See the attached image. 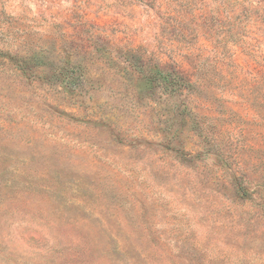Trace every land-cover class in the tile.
Returning a JSON list of instances; mask_svg holds the SVG:
<instances>
[{
	"label": "clouds",
	"instance_id": "clouds-1",
	"mask_svg": "<svg viewBox=\"0 0 264 264\" xmlns=\"http://www.w3.org/2000/svg\"><path fill=\"white\" fill-rule=\"evenodd\" d=\"M26 7L32 11L21 26L10 28L0 20V76L4 80L0 87L5 97L19 92L21 84L30 85L21 94L35 100L53 90L65 96V87H70L73 95L67 99L81 118L71 126L100 134L98 146L92 149L98 159L78 169L87 177L85 187L92 200L79 208L72 205L80 202L73 201L62 209H49L42 247L72 246L73 264H116L109 243L111 228L123 225L122 211L133 205L139 213L136 201L144 199L141 193L150 202L160 189L174 191L184 203L187 214L175 225L184 235L194 226L209 233L218 230L230 202L216 189L221 182L231 181L233 174H250L252 166L238 151L243 139L240 129L222 126L209 114L212 105L198 99L207 90L203 59L195 61V53L209 46L188 44L162 32V21L140 0H93L90 4L85 0H26ZM156 7L169 6L157 0ZM96 8L107 13L105 20H124L119 25L123 32L113 34L105 25L81 33L85 39L78 40L77 33L81 26L87 27ZM130 14L134 19H127ZM188 28L189 39L199 35L195 24ZM3 54L15 58L16 65ZM215 54L210 48L204 53ZM17 65L19 69L27 65V74ZM172 73L183 78L175 87ZM214 91L225 95L222 89ZM186 108L187 114L181 116ZM251 186L260 187L264 195V187L255 181ZM106 219L109 223H104Z\"/></svg>",
	"mask_w": 264,
	"mask_h": 264
},
{
	"label": "rangeland",
	"instance_id": "rangeland-1",
	"mask_svg": "<svg viewBox=\"0 0 264 264\" xmlns=\"http://www.w3.org/2000/svg\"><path fill=\"white\" fill-rule=\"evenodd\" d=\"M140 2L162 21V32L188 44L208 45L216 53L204 55L209 48L195 53V61L203 59L207 90L198 99L212 105L209 114L222 126L240 129L243 139L238 151L252 170L233 174L227 184H219L216 191L230 206L221 215L224 223L212 233L194 226L184 235L175 226L187 213L174 191L160 189L150 202L141 193L144 199L136 201L139 213L136 205L122 211L123 225L116 224L109 232L114 260L116 264H264V195L260 187L251 186L255 181L264 187V0H159L169 6L159 9L157 0ZM169 8L170 14L165 15ZM31 11L26 0H0V20L10 28L21 26ZM91 15L87 27L81 26L77 33L78 40L85 39L81 33L105 25L113 34L123 32L119 25L124 20H105L107 13L100 8ZM191 24L199 35L189 39ZM3 55L16 65L15 58ZM28 70L27 66L23 72ZM170 76L174 85L183 79L174 73ZM3 83L0 76V85ZM76 83L73 78L71 84ZM18 88L15 95L5 97L0 87V264H73L76 253L72 246L42 247L47 235L44 216L51 208L62 209L73 201L80 202L72 205L79 208L92 200L85 187L87 177L78 169L98 159L92 149L98 146L100 134L71 126L81 122L67 99L73 95L72 88L65 87V96L54 90L45 92L39 100L21 94L30 85ZM217 88L225 95L217 96ZM240 186H246L248 194Z\"/></svg>",
	"mask_w": 264,
	"mask_h": 264
},
{
	"label": "trees",
	"instance_id": "trees-1",
	"mask_svg": "<svg viewBox=\"0 0 264 264\" xmlns=\"http://www.w3.org/2000/svg\"><path fill=\"white\" fill-rule=\"evenodd\" d=\"M8 56H9L10 59H13V57H11L10 55H8ZM17 67L19 68L18 65H17ZM25 69H27V65H25L23 67V69H21V70L24 71ZM173 86L175 87L174 84H173ZM239 188L242 190L243 194H248V193H246V190H247V187L246 186H240ZM240 189H238V192H239Z\"/></svg>",
	"mask_w": 264,
	"mask_h": 264
}]
</instances>
